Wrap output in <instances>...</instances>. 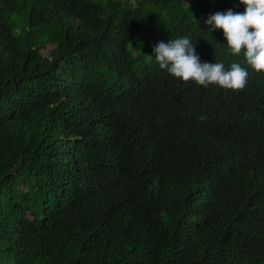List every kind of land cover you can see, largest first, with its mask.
Masks as SVG:
<instances>
[{
  "label": "trees",
  "instance_id": "obj_1",
  "mask_svg": "<svg viewBox=\"0 0 264 264\" xmlns=\"http://www.w3.org/2000/svg\"><path fill=\"white\" fill-rule=\"evenodd\" d=\"M230 8L0 0V264H264V73L204 24ZM185 36L246 86L160 69Z\"/></svg>",
  "mask_w": 264,
  "mask_h": 264
},
{
  "label": "clouds",
  "instance_id": "obj_2",
  "mask_svg": "<svg viewBox=\"0 0 264 264\" xmlns=\"http://www.w3.org/2000/svg\"><path fill=\"white\" fill-rule=\"evenodd\" d=\"M239 4L244 5L243 13H234L231 8L215 12L204 19V24L210 26L209 32L222 29L229 52H243L246 63L255 72L264 73V0H239ZM194 43L187 36L167 43L159 41L152 49L155 62L184 82L193 80L205 87L215 84L234 91L246 86L249 73L244 67L232 63L226 71L223 63H201Z\"/></svg>",
  "mask_w": 264,
  "mask_h": 264
}]
</instances>
